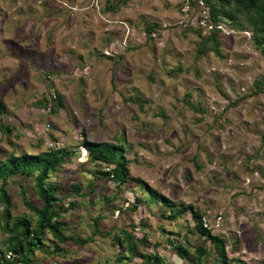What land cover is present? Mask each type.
Wrapping results in <instances>:
<instances>
[{
    "label": "rangeland",
    "instance_id": "374dc122",
    "mask_svg": "<svg viewBox=\"0 0 264 264\" xmlns=\"http://www.w3.org/2000/svg\"><path fill=\"white\" fill-rule=\"evenodd\" d=\"M183 15L178 0H0V160L68 148L47 181L80 183L82 192L92 185L65 217L66 234L92 240L61 244L59 256L36 251L34 264H107L120 248L104 235L114 226L146 236L137 252L153 250L174 264L195 263L180 258L168 237L189 241L191 256L196 244L213 250L190 232V210L160 219L161 203L146 204L142 184L208 220L221 214L213 233L225 237L231 263L264 264V56L250 25L219 18V56L196 9L180 22ZM85 140L121 144L140 181L118 186L100 176L105 165L88 160ZM34 177L6 178L13 215L31 212L25 200L38 201ZM4 237L0 228L2 248Z\"/></svg>",
    "mask_w": 264,
    "mask_h": 264
},
{
    "label": "trees",
    "instance_id": "16d2710c",
    "mask_svg": "<svg viewBox=\"0 0 264 264\" xmlns=\"http://www.w3.org/2000/svg\"><path fill=\"white\" fill-rule=\"evenodd\" d=\"M202 1L205 2L209 10L206 19L214 24L213 28L208 30L207 41L213 42L212 47L217 55L221 56L219 49L220 29L216 28V21L223 17L229 19L233 26L242 30L246 24L250 25L253 29L255 46L264 56V0ZM197 2L198 0H190V5L194 10H198ZM238 14L245 15L244 21L237 18ZM145 28L150 31L152 25H146ZM258 89H262V87ZM57 103L60 105L59 95L57 96ZM3 108L4 104L0 101V114L3 113ZM8 128V125L2 126L3 130ZM84 145L88 152V160L97 166L105 165L106 169H97L96 171L100 176L115 181L118 186L125 183L129 184L135 180L140 181L139 178L130 176L127 159L121 144L110 141L85 140ZM70 153L68 148H50L37 154L15 155L11 153L7 158L0 160V179H2L0 201L4 204L0 210V228L5 234L2 241L4 248L0 246V264H34L37 262L36 251L42 252L44 256L53 254L59 256L65 252L61 244L72 242L84 245L92 240L91 236L81 237L75 234H66V226L69 222L65 220L66 215L83 203L78 197L87 196L92 185L89 184L90 189L88 191L82 192L80 183H73L71 186L65 187L61 182L47 181L50 173L57 170L58 166L67 160L65 157ZM16 173L35 174L32 187L38 201L25 200V204L31 212L13 215L10 210L11 200L4 182L7 177ZM139 189L148 195L146 204L161 203L160 206L163 209L159 212L160 219L167 218L169 221H175L182 218L190 210L194 220L193 229H190V232H196L213 245L211 251L202 243L196 244L194 255L191 256L188 247L189 241H185L184 244L178 242L176 237H168L167 242L176 250L180 258L193 261L195 264H205L204 259H207L211 253H215L211 261L212 264H232L231 259L226 254L225 237L213 233L211 228L203 225L202 216L204 214L198 208L190 203L171 200L148 184H142ZM136 199L140 200V197L136 195ZM111 200L112 198H106L105 201L110 202ZM99 218L100 214L91 218L94 225L93 233L100 231ZM161 227H163L162 231H165L162 223ZM104 235L109 237L110 245L113 248L115 246L120 247L117 250H112L114 262H122L125 259L127 263L124 264H129L128 261H131L134 255H138L141 258L140 264H174L153 250L146 253L137 252L139 243H145L146 236L138 238L125 226L111 227ZM176 235L181 236V233L176 232ZM112 257H106L107 264Z\"/></svg>",
    "mask_w": 264,
    "mask_h": 264
},
{
    "label": "built area",
    "instance_id": "2783aa9c",
    "mask_svg": "<svg viewBox=\"0 0 264 264\" xmlns=\"http://www.w3.org/2000/svg\"><path fill=\"white\" fill-rule=\"evenodd\" d=\"M180 2V11L184 14L180 20L188 21L191 17V13L194 9L190 5V0H178ZM198 10H196L197 14V23L202 27L213 28L214 24L212 22H208L206 19V15L208 14V6L202 0H198ZM218 27V25H216ZM222 216L221 214H217L214 216L212 220H208L207 215L202 216V222L205 227L211 228L212 231H217L221 225ZM138 231V230H137ZM139 234V232H136Z\"/></svg>",
    "mask_w": 264,
    "mask_h": 264
}]
</instances>
